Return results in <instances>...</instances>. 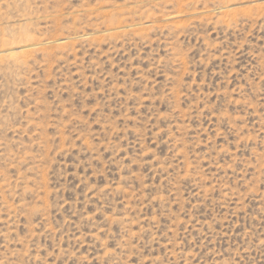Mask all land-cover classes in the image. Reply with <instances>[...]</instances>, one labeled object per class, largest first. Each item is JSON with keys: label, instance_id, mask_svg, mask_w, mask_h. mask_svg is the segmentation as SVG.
I'll list each match as a JSON object with an SVG mask.
<instances>
[{"label": "rangeland", "instance_id": "1", "mask_svg": "<svg viewBox=\"0 0 264 264\" xmlns=\"http://www.w3.org/2000/svg\"><path fill=\"white\" fill-rule=\"evenodd\" d=\"M0 264H264V0H0Z\"/></svg>", "mask_w": 264, "mask_h": 264}, {"label": "bare ground", "instance_id": "2", "mask_svg": "<svg viewBox=\"0 0 264 264\" xmlns=\"http://www.w3.org/2000/svg\"><path fill=\"white\" fill-rule=\"evenodd\" d=\"M10 52H11V51H10ZM12 52H13V50H12ZM23 52H24V51H23ZM12 54H14V53H12ZM12 54H9V55H12ZM7 55H8V54H7ZM14 55H15V54H14ZM18 55H19V54H18ZM14 57H16V55H15ZM11 58H12V57H11ZM11 58H10V59H11Z\"/></svg>", "mask_w": 264, "mask_h": 264}]
</instances>
